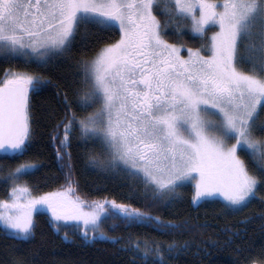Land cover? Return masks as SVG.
I'll list each match as a JSON object with an SVG mask.
<instances>
[{"label": "snow or ice", "instance_id": "1", "mask_svg": "<svg viewBox=\"0 0 264 264\" xmlns=\"http://www.w3.org/2000/svg\"><path fill=\"white\" fill-rule=\"evenodd\" d=\"M117 30L119 39L92 59L75 60L53 140L61 168L75 137L94 170L125 178L127 202L85 204L70 186L33 195L21 181L41 164L4 172L0 163V181L12 185L0 201V235L30 243L33 213L46 209L56 231L73 227L85 243L121 244L130 264H171L192 247L181 238L208 227L181 215V189L191 181L196 207L219 203L231 215L264 205V0H0V60L22 69L0 82V159L30 150V94L53 83L44 73ZM186 30L204 43L182 56L184 45L165 37ZM108 221L130 231L109 237L101 231ZM13 251L21 255L12 264H31L22 248ZM245 260L264 264V246Z\"/></svg>", "mask_w": 264, "mask_h": 264}, {"label": "trees", "instance_id": "2", "mask_svg": "<svg viewBox=\"0 0 264 264\" xmlns=\"http://www.w3.org/2000/svg\"><path fill=\"white\" fill-rule=\"evenodd\" d=\"M213 30L214 28L209 29L207 35L209 36ZM165 38L169 43H182L186 49L199 48L204 43L203 38L194 36L187 30L183 35L170 33ZM118 39L117 30L108 34L106 39L101 40L93 48L75 50L72 61L50 68L44 73L51 78L52 84L35 95L30 94L32 130L30 150L19 159L3 158L0 159V163H3L4 172L23 162L41 164L42 167L33 175L23 177L21 181L32 189L33 195L62 191L70 186L72 192L69 195L78 197L87 204L104 199L115 200L117 203L127 202L124 199L128 192L125 178L105 173L99 168L94 170L88 164L87 149L79 145L75 137L68 149L71 157L69 159L66 156L64 161L60 162L65 164V167L61 168L56 160L58 142L53 140L57 134V123L64 115L60 100L64 92L68 91L66 85L73 79V73L76 71L75 60H90L104 44L113 43ZM6 69L22 70L15 61L0 60V82ZM62 130L63 124L60 125L61 137ZM10 186V183L0 181V200L8 198ZM181 191L184 195V202L179 206L181 215L197 218L200 223L207 222L208 227L181 238L192 240V247L175 257L171 264H249L245 256L254 255L264 246V219L260 218L264 205L257 201L244 211L229 215L222 211L219 203L202 204L200 207L191 205L193 193L191 184ZM33 218L36 223L35 238L30 243L19 245L17 241L5 239L0 235V264H12L13 257L21 255L20 252L13 251L14 245L23 249V254L30 258L31 264H130L131 254L121 251V244H113L110 240L85 243L79 235V230L73 227L56 231L49 222L51 216L44 209L34 212ZM114 223L119 222L108 221L102 225L101 231L109 237L126 236L130 231L123 225L113 230ZM237 230L241 231L240 237H233V242L227 243L228 237ZM131 231L138 235H142L143 232ZM65 233L67 239L64 238ZM151 235L161 239L156 233ZM237 248L241 251L238 252Z\"/></svg>", "mask_w": 264, "mask_h": 264}, {"label": "rangeland", "instance_id": "3", "mask_svg": "<svg viewBox=\"0 0 264 264\" xmlns=\"http://www.w3.org/2000/svg\"><path fill=\"white\" fill-rule=\"evenodd\" d=\"M217 29L216 28H214V30L213 31H216ZM212 31V32H213ZM212 32L209 34V36H211V34H212ZM183 49H185V51H183ZM182 50H181V55L182 56H187V51H186V48H183ZM5 77H3V79H4ZM194 183H195V181H191L189 184H191L192 185V187H193V193H192V196L194 195ZM11 187H12V185L10 186V189H11ZM10 192V191H9ZM54 192H58V191H54ZM49 193V192H48ZM40 195H43V194H40ZM73 199H75V198H77V197H73V196H71ZM10 197L8 196V198L7 199H9ZM192 198V197H191ZM6 200V199H5ZM0 201H2V200H0ZM85 204H87V203H85ZM44 210H46V209H44ZM47 211V210H46ZM49 213V212H48ZM49 215L51 216V214L49 213ZM71 224H74L75 222H70Z\"/></svg>", "mask_w": 264, "mask_h": 264}, {"label": "flooded vegetation", "instance_id": "4", "mask_svg": "<svg viewBox=\"0 0 264 264\" xmlns=\"http://www.w3.org/2000/svg\"><path fill=\"white\" fill-rule=\"evenodd\" d=\"M7 70H10V69H6V70L4 71V77H5V72H6ZM1 80H3V78H2Z\"/></svg>", "mask_w": 264, "mask_h": 264}]
</instances>
